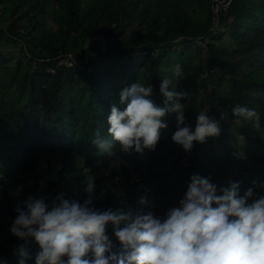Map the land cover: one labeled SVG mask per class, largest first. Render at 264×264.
<instances>
[{
	"label": "trees",
	"instance_id": "16d2710c",
	"mask_svg": "<svg viewBox=\"0 0 264 264\" xmlns=\"http://www.w3.org/2000/svg\"><path fill=\"white\" fill-rule=\"evenodd\" d=\"M212 5L213 0H0V259L17 264V246L24 244L27 264H35L36 242L9 232L15 203L30 194L51 199L61 192L82 202L88 168L97 195L103 190L95 207L159 215L176 205L194 172L211 175L218 185L239 180L241 194L252 181H264V0H229L218 10L214 30ZM69 55L75 61L60 64ZM177 63L185 75L176 90L189 93L187 124H194L200 107L218 119L220 111L242 103L257 109L261 127L220 121L219 136L194 142L186 154L171 141L172 114L163 118L167 127L155 150L118 151L121 162L109 170L110 161L91 139L97 129L105 133L120 89L136 80L150 83L159 104L158 85L166 77L175 83ZM129 167L141 174L140 182L132 180ZM142 196L147 205L139 203ZM106 232L112 238L111 229Z\"/></svg>",
	"mask_w": 264,
	"mask_h": 264
},
{
	"label": "clouds",
	"instance_id": "9594fccd",
	"mask_svg": "<svg viewBox=\"0 0 264 264\" xmlns=\"http://www.w3.org/2000/svg\"><path fill=\"white\" fill-rule=\"evenodd\" d=\"M184 75L177 63L172 67L175 83L161 79L159 104L151 98L150 83L136 80L120 89L118 101L106 115L105 133L97 129L91 139L98 153L110 161L109 170L121 162L118 151L155 150L161 130L167 127L163 118L172 114L176 127L171 141L186 154L194 142L219 136L220 121L230 118L236 128L261 127L257 109L242 103L220 111L218 119L203 108L194 124H187L189 93L175 87ZM87 171L82 202L61 192L51 199L30 194L15 203L9 232L25 243L29 238L36 242L35 264H264V181H252L241 194L239 180L218 185L211 175L194 172L176 205L159 215L95 207L103 190L97 195L95 176ZM139 203L149 201L142 196ZM108 228L118 245L107 234ZM16 254L17 264H27L24 244L17 246ZM0 264L7 261L0 259Z\"/></svg>",
	"mask_w": 264,
	"mask_h": 264
},
{
	"label": "water",
	"instance_id": "95a60500",
	"mask_svg": "<svg viewBox=\"0 0 264 264\" xmlns=\"http://www.w3.org/2000/svg\"><path fill=\"white\" fill-rule=\"evenodd\" d=\"M220 2H229V0H222V1H218V0H213V11H214V14H215V22H214V25L213 27L211 28V30H214L215 28H218L219 25H218V22H219V16H218V11L216 9V4L220 3ZM95 38H91L90 40H93ZM68 62L69 61H75L74 57L72 55H69V58L66 59Z\"/></svg>",
	"mask_w": 264,
	"mask_h": 264
},
{
	"label": "built area",
	"instance_id": "2783aa9c",
	"mask_svg": "<svg viewBox=\"0 0 264 264\" xmlns=\"http://www.w3.org/2000/svg\"><path fill=\"white\" fill-rule=\"evenodd\" d=\"M227 4H228V2H220V3H218V4H216V9H217V11L222 7L223 9H225L226 8V6H227ZM220 6V7H219ZM214 70H216V74H217V72H218V69L216 68V69H214ZM213 73H214V71H213ZM128 164H126V166H127ZM121 179V177H119V176H116L115 177V181L116 182H119V180ZM135 181H138V182H140L141 181V179L140 178H138V177H134L133 178ZM121 181V180H120ZM142 186L145 188V190L146 191H148V192H150L146 187H145V185L142 183Z\"/></svg>",
	"mask_w": 264,
	"mask_h": 264
},
{
	"label": "rangeland",
	"instance_id": "374dc122",
	"mask_svg": "<svg viewBox=\"0 0 264 264\" xmlns=\"http://www.w3.org/2000/svg\"><path fill=\"white\" fill-rule=\"evenodd\" d=\"M220 7V6H219ZM217 8V7H216ZM61 63H64V64H66V65H69L70 63L65 59V60H62V62H60V64ZM216 72V70H214V74H216L215 73ZM203 98H204V96H202V100H203ZM203 103V102H202ZM202 105V104H201ZM227 106H230L229 104H227ZM195 108H196V104H195V106H194ZM199 107H200V103H199ZM204 108H206V106H204ZM203 108H201L200 107V110H202ZM242 156H244V155H241V157ZM223 157H225V156H223ZM127 164V163H126ZM94 170H99V167L97 166V169H95V168H93ZM129 172H130V175H133V176H135V177H138V178H142V176H141V174H136L135 172H133V169L131 168V167H129V170H128ZM134 178V177H133ZM133 178H132V180H133ZM142 180V179H141Z\"/></svg>",
	"mask_w": 264,
	"mask_h": 264
}]
</instances>
